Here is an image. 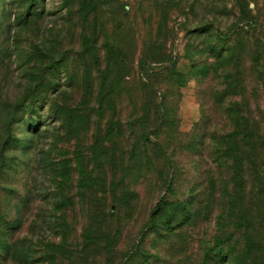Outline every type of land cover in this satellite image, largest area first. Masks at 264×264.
<instances>
[{"label": "rangeland", "instance_id": "1", "mask_svg": "<svg viewBox=\"0 0 264 264\" xmlns=\"http://www.w3.org/2000/svg\"><path fill=\"white\" fill-rule=\"evenodd\" d=\"M236 104L264 128V0H0V264H122ZM213 207L148 234L156 264H199L229 230Z\"/></svg>", "mask_w": 264, "mask_h": 264}, {"label": "trees", "instance_id": "2", "mask_svg": "<svg viewBox=\"0 0 264 264\" xmlns=\"http://www.w3.org/2000/svg\"><path fill=\"white\" fill-rule=\"evenodd\" d=\"M226 113L231 120V129L211 134L210 154L208 152L207 157L199 160L201 168L195 173L199 179L198 187H191L184 198H160L157 201L136 240L123 251L122 264L158 263L160 257L158 260L155 252L146 245V236L153 233L157 243H168L175 236L182 239V233L202 214L210 215L216 205L223 209L229 230L227 226L221 234L206 242L199 264H251L253 249H263L261 230L257 229L258 239H252L250 232L251 226L264 224V128L251 123L237 104L226 109ZM171 180L168 190L173 186ZM250 180L257 188L253 199L248 192ZM137 195H124V203L131 204ZM253 208H257L254 216L251 214ZM160 217H164L163 220Z\"/></svg>", "mask_w": 264, "mask_h": 264}]
</instances>
